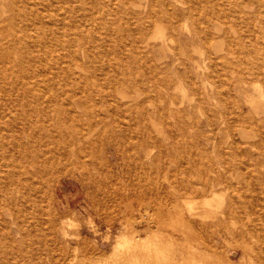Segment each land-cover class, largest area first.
<instances>
[{
  "label": "bare ground",
  "instance_id": "6f19581e",
  "mask_svg": "<svg viewBox=\"0 0 264 264\" xmlns=\"http://www.w3.org/2000/svg\"><path fill=\"white\" fill-rule=\"evenodd\" d=\"M102 34L130 48L124 72ZM248 77L264 86V0H0V264H264V90ZM64 177L85 190L86 235L54 218ZM135 201L157 221L125 217L103 253L94 217Z\"/></svg>",
  "mask_w": 264,
  "mask_h": 264
},
{
  "label": "rangeland",
  "instance_id": "374dc122",
  "mask_svg": "<svg viewBox=\"0 0 264 264\" xmlns=\"http://www.w3.org/2000/svg\"><path fill=\"white\" fill-rule=\"evenodd\" d=\"M201 2H205L203 0H200ZM94 2V1H93ZM253 8L251 10H249L248 12L254 13V11L256 10V6H252ZM106 20L109 21L110 19H108V17H106ZM183 25L186 23V21H182ZM188 24V27H186V25ZM190 26V22H187L185 24V28H189ZM105 34L99 35L97 36V40H96V47H100L101 49H108L109 51V57H113V58H119L121 60V65L117 66V70L118 72H124V70L126 69V67L132 66L133 63V59L132 57H130V48L127 46L122 50L117 49L116 47H112V44L114 45L115 43L118 42V38H116V36H112L110 38H106L104 36ZM98 37H100L101 39H99ZM99 39V40H98ZM100 41V42H99ZM104 41V42H103ZM105 44V46L103 45ZM100 45V46H99ZM99 48V50H101ZM145 52V50H144ZM123 53V54H122ZM125 53V54H124ZM118 56V57H117ZM250 79V80H248ZM247 79V83L248 84V89H249V93H254L256 92L254 89V85H258V83L261 85L262 89L264 90V86L261 83V81H253L255 82L253 84L252 79L250 77H248ZM252 82V83H251ZM124 92L126 95V100H130L132 96V98L135 96L134 94H136V92L134 93V90L132 87L125 85L124 86ZM260 87V86H258ZM133 90V91H132ZM253 91V92H252ZM181 92H177L175 95V100L177 102H183V106L184 108L189 107L190 102H189V98L188 95H186V97L184 98L183 94H179ZM189 93V92H188ZM134 95V96H133ZM182 95V96H181ZM129 97V98H128ZM119 99V98H118ZM117 99V100H118ZM158 102L159 97H158ZM157 102V103H158ZM156 103V102H155ZM156 103V104H157ZM159 105V103L157 104ZM194 119L191 118V120L188 122L189 124L192 123ZM163 127L161 126L162 130L166 131V126L164 124ZM165 127V129H163ZM121 135V134H120ZM158 140H160L161 138L159 136L154 135ZM25 144L29 143V138H24L23 139ZM244 141H250V140H244ZM149 149V147H145L141 144H139L137 150H147ZM75 175L78 176V173L76 172ZM241 177H244V174H241ZM55 186V187H54ZM53 186L52 190H51V197L53 199L54 205H53V209L55 210V212L53 213L55 220L60 221V219H70V221H72V226L70 227V232L72 233H82L83 235H86V224H87V216L83 214V209H84V201H85V190L82 189V187L80 186L79 183H77L75 180L73 179H69V178H62L61 180H59L58 182H56V184ZM57 187V188H56ZM55 189V190H54ZM58 190V191H57ZM84 190V192H83ZM141 194V193H140ZM139 195V193L135 194L134 196L131 194V196L129 197V200L131 202L128 203H132V201H134L133 198H136ZM194 196V195H193ZM194 198L196 199V196H194ZM198 200L203 199L202 197L198 198ZM45 205V204H43ZM135 208L136 211H126V213L124 215H121V219H116V222L110 223L106 220V218H102L100 219V217H94L96 223H98L100 225V234L98 237V241H100V243L102 242L103 237H105V235L107 233L110 234L111 236V242L108 246L103 248V253L108 254L111 250L113 241H114V237L119 234L120 230L122 229V223L124 222V219L127 218H131V220H141V218L143 219L144 217H146L145 215H147V218L149 220H155L157 221V216H158V212L157 209L155 208V210H151V209H147L144 207V209H141L140 207H138L137 202L135 201ZM139 208H140V212H139ZM142 210V211H141ZM147 213V214H146ZM140 214V215H139ZM127 215V216H126ZM140 218H138L139 216ZM151 215V216H150ZM138 216V217H137ZM137 217V218H136ZM166 218V224L163 225L164 227L167 226V228H169V224L171 223V219L169 216H164ZM147 218H144L148 221ZM151 218V219H150ZM153 218V219H152ZM75 221V222H74ZM77 224V226H76ZM164 227H160V226H156V224H153V230H158L159 228H164ZM236 241V243H235ZM232 244H241L240 240H237L236 238L233 239L231 237H228L227 241H214V247L218 248L219 251H223V252H229V250H231ZM232 245V246H230ZM230 246V247H229ZM229 247V248H228ZM241 250L238 251V253L236 254L234 260L237 261L238 263L240 262V257H241Z\"/></svg>",
  "mask_w": 264,
  "mask_h": 264
}]
</instances>
